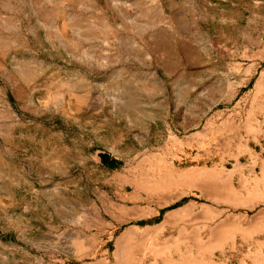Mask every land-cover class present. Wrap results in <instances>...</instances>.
I'll return each instance as SVG.
<instances>
[{
  "label": "rangeland",
  "instance_id": "obj_1",
  "mask_svg": "<svg viewBox=\"0 0 264 264\" xmlns=\"http://www.w3.org/2000/svg\"><path fill=\"white\" fill-rule=\"evenodd\" d=\"M263 73L264 0H0V264H264Z\"/></svg>",
  "mask_w": 264,
  "mask_h": 264
},
{
  "label": "bare ground",
  "instance_id": "obj_2",
  "mask_svg": "<svg viewBox=\"0 0 264 264\" xmlns=\"http://www.w3.org/2000/svg\"><path fill=\"white\" fill-rule=\"evenodd\" d=\"M263 76H264V73H263ZM258 83H260V80L258 81ZM208 170H209V172H211L210 169H208ZM196 171H198V170L188 171L186 173L180 174L179 177L177 178V182H180V183L182 182V183H185L187 185H190L194 181H196V182L199 181V183H201V185L208 184V185H206V190L210 191V195H212V197H215V199L216 198L223 199L225 201L232 203L233 205H241V204L249 203L253 197H256L255 194L252 192H250L248 194V196L245 197L242 195L241 192L237 191L231 185V177L234 176L235 171H232L231 174L228 176H223V177L219 176L221 178H217V176L214 177L212 175H208L206 177L198 176V172H196ZM194 207H195L194 205H188L185 208L177 209V210L170 212L168 214L167 220H165L164 223H168L169 222L168 220L170 218L179 217L180 215H183L184 211L185 212H186V210L190 211ZM214 211H215L214 209H212L211 207H209V205H207L200 211V213L204 219L205 218L213 219V217H215L216 214H220L218 212L215 213ZM261 216H262V213L255 215L253 217V219L249 221V223H251L249 226H252V227L257 226L258 223L260 222L261 218H262ZM239 220H241L240 217L231 216V214H230L229 216H227V217L221 219L219 222H217V224L210 230V234H211V237H213L212 238L213 241H210L209 245L206 246L207 247L206 249L216 248L217 246H219L222 243V241L231 237V235H233L235 232H237L241 228L244 231H246L248 228L243 227L242 223L239 222ZM246 221H247V219H246ZM165 225L166 224L159 225V229L162 228L164 230ZM194 229H197V228H194ZM185 231L186 230L183 227H181L178 230V232L181 235L184 234ZM171 238H172V236H171ZM173 241H175V238H173ZM181 241H183L182 238H180L178 240V242H181ZM178 242L176 241L175 243H178ZM119 243H120V239H119ZM158 247L161 250H158L156 252V254L159 256L160 255L162 256L163 245L158 244ZM116 256H117L116 264H129V257H130L129 254L123 253L121 262H120V259H118L119 257L117 255V253H116ZM183 256L185 257V258L183 257L184 259H182L178 262H175L174 264H217L215 261H211V260H206V259H202V260L200 259L199 260L197 257H195L193 255V252H187L186 254H183ZM165 264H169V262H167ZM244 264H249V263H244Z\"/></svg>",
  "mask_w": 264,
  "mask_h": 264
},
{
  "label": "water",
  "instance_id": "obj_3",
  "mask_svg": "<svg viewBox=\"0 0 264 264\" xmlns=\"http://www.w3.org/2000/svg\"><path fill=\"white\" fill-rule=\"evenodd\" d=\"M100 156L102 158V161L105 162L107 160V158L109 157L108 153H100Z\"/></svg>",
  "mask_w": 264,
  "mask_h": 264
},
{
  "label": "crops",
  "instance_id": "obj_4",
  "mask_svg": "<svg viewBox=\"0 0 264 264\" xmlns=\"http://www.w3.org/2000/svg\"><path fill=\"white\" fill-rule=\"evenodd\" d=\"M246 177H247V178L250 177V179H252L253 176L250 175V176H245V178H246Z\"/></svg>",
  "mask_w": 264,
  "mask_h": 264
}]
</instances>
